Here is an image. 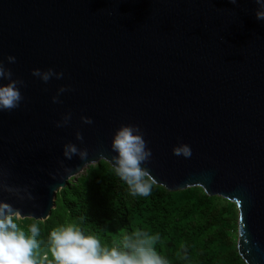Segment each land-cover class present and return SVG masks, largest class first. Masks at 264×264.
Listing matches in <instances>:
<instances>
[{"label": "water", "instance_id": "water-1", "mask_svg": "<svg viewBox=\"0 0 264 264\" xmlns=\"http://www.w3.org/2000/svg\"><path fill=\"white\" fill-rule=\"evenodd\" d=\"M257 8L256 0H0V63L23 97L0 111V203L46 220L71 178L100 160L113 167L114 130L134 124L155 184L200 187L236 205L238 254L264 264ZM34 69L63 76L45 83ZM181 142L190 157L173 153ZM68 144L87 158L67 159Z\"/></svg>", "mask_w": 264, "mask_h": 264}, {"label": "trees", "instance_id": "trees-1", "mask_svg": "<svg viewBox=\"0 0 264 264\" xmlns=\"http://www.w3.org/2000/svg\"><path fill=\"white\" fill-rule=\"evenodd\" d=\"M237 217L236 205L200 187L169 191L154 184L149 196H132L114 168L100 160L56 192L46 220L15 222L26 233L32 224L39 227L38 262L45 256L53 262L50 232L73 223L109 248L120 245L123 233L147 232L158 237L153 247L166 264H245L235 244Z\"/></svg>", "mask_w": 264, "mask_h": 264}, {"label": "clouds", "instance_id": "clouds-1", "mask_svg": "<svg viewBox=\"0 0 264 264\" xmlns=\"http://www.w3.org/2000/svg\"><path fill=\"white\" fill-rule=\"evenodd\" d=\"M231 2L236 3V0ZM256 3V19L264 20V0H256ZM7 59L9 62H15L12 55ZM33 75L47 83L51 76L62 78L63 73H55L52 69L44 72L34 69ZM5 80L7 82H4ZM19 84V81L12 79V73L6 72L0 63V111L19 107L23 99ZM53 102H56L55 97ZM82 119L86 124L92 123L89 117ZM77 139L83 140V137L77 134ZM111 148L116 153L113 157L114 172L128 186L130 194L149 196L155 180L144 165L152 156V152L147 147L139 126L120 125L112 135ZM173 153L185 158L192 154L190 146L183 142L174 146ZM74 155L83 160L87 158L88 153L74 144L65 145L64 156L70 160ZM39 234L40 229L36 224L29 226L26 233L15 222V213L11 206L0 203V264H49L47 256L42 262H38L34 255V250L39 247ZM157 239L158 237L147 232L137 230L123 233L120 245L109 248L103 246L96 236L85 234L76 224L67 223L49 234L53 257L51 264H166L153 247Z\"/></svg>", "mask_w": 264, "mask_h": 264}, {"label": "rangeland", "instance_id": "rangeland-1", "mask_svg": "<svg viewBox=\"0 0 264 264\" xmlns=\"http://www.w3.org/2000/svg\"><path fill=\"white\" fill-rule=\"evenodd\" d=\"M85 169L86 168H84L83 170H82V172H80V173H83L84 171H85ZM222 198V197H221ZM222 204V202H220V201H218V203H217V205L218 206H220ZM17 219H21L20 217H18V216H15ZM236 242H237V235H236V238H235V244H236Z\"/></svg>", "mask_w": 264, "mask_h": 264}]
</instances>
